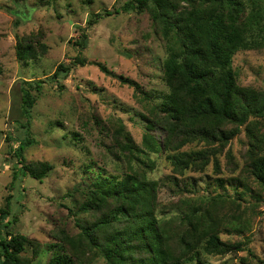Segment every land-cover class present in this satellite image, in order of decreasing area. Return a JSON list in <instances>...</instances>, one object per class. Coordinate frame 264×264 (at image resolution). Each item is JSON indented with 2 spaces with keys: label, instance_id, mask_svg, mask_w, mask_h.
I'll list each match as a JSON object with an SVG mask.
<instances>
[{
  "label": "rangeland",
  "instance_id": "1",
  "mask_svg": "<svg viewBox=\"0 0 264 264\" xmlns=\"http://www.w3.org/2000/svg\"><path fill=\"white\" fill-rule=\"evenodd\" d=\"M129 1L0 0V207L12 195L13 233L40 244L38 251L31 245L23 259L52 264L57 244L73 264H110L82 237L78 224L93 222L102 211L80 207L100 177L134 169L158 182V210L168 217L182 210L204 214L218 194L224 196L216 200L217 231L224 243L240 248L209 253V235L193 250L174 238L171 249L178 259L170 264H264V185L251 168L264 154V117H251L226 142L187 143L183 151L208 152L206 163L197 162V171L193 167L181 173L167 153L150 150L146 133L164 137L163 131L146 129L143 115L152 117L153 102L120 77L135 80L145 91L167 93L168 49L150 12L126 11ZM84 33L87 39L80 46ZM20 44H31L37 57L20 60ZM78 56L87 59L85 65L73 63ZM60 64L69 69L54 77ZM233 66L241 86L264 90V45L238 51ZM25 81H42L41 91H32L36 103L30 121L22 113ZM127 132L140 151L123 150ZM22 142L27 163L54 167L42 180L18 173L13 185L14 173L22 167L15 150ZM218 179L225 187L218 186Z\"/></svg>",
  "mask_w": 264,
  "mask_h": 264
},
{
  "label": "trees",
  "instance_id": "2",
  "mask_svg": "<svg viewBox=\"0 0 264 264\" xmlns=\"http://www.w3.org/2000/svg\"><path fill=\"white\" fill-rule=\"evenodd\" d=\"M124 9L150 12L167 42L168 56L164 61L167 93L145 91L135 80L120 77L123 83L134 86L146 100L153 102L154 110L149 109L152 117L143 115L148 120L146 129L163 131L164 137L160 140L146 133L145 142L150 150L167 153L176 170L183 173L193 167L196 169L197 162L206 163L209 158L207 151H183L191 140L223 143L233 138L251 117H264V90L241 86L233 66L238 51L264 45V0H132ZM86 39L84 33L77 44L84 46ZM36 52L31 44H20L17 56L27 60L36 58ZM86 62V58L78 56L73 63L85 65ZM97 64L103 72L116 76L105 65ZM68 69L60 64L54 77ZM41 88L42 81L24 82L22 113L29 121L36 103L32 91L40 92ZM124 139V151H140L128 132L124 133ZM25 147L22 142L15 150L22 167L14 173L13 185L19 178L18 173L42 180L54 167L48 162L27 163ZM251 168L264 185V154L258 164L253 161ZM235 180L240 181H232ZM217 182L218 186L225 187L222 179ZM234 182L230 184L232 187H235ZM92 186L88 201L80 210H100L102 215L93 222L78 220L80 234L91 247L100 250L110 264L177 263L178 257L171 249L174 238L193 250L209 235L206 242L209 253L230 252L241 246L226 244L219 237L216 223L219 216L215 207L217 201L223 199L222 194L217 195L212 207L203 210L204 214L182 210L178 216L168 217L158 210V182L146 176L143 170L100 177ZM11 199L9 195L6 206L0 207V264H29L22 254L31 245L38 251L40 244L26 235L13 233L17 216L10 219ZM176 220L179 226L173 230ZM67 243L73 246L71 240ZM55 246L59 248L55 250L52 264L54 259L55 264H73L71 257L63 253V246ZM196 256L199 257L198 253Z\"/></svg>",
  "mask_w": 264,
  "mask_h": 264
}]
</instances>
